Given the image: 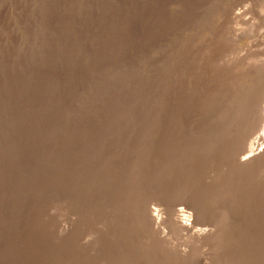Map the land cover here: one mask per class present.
I'll return each instance as SVG.
<instances>
[{"label": "rangeland", "instance_id": "rangeland-1", "mask_svg": "<svg viewBox=\"0 0 264 264\" xmlns=\"http://www.w3.org/2000/svg\"><path fill=\"white\" fill-rule=\"evenodd\" d=\"M191 3L202 8L187 19L181 44L195 56L192 84L213 102H226L240 70L264 62V0H0V264H78L81 258L90 264L92 252L96 264H221L223 257L264 264V167L253 165L264 150L249 151L254 161L247 166L235 153L215 162L203 154L195 164L180 161L171 189H164L157 78L165 59L178 63V15ZM184 60L183 69H191ZM151 74L154 107L146 110ZM40 153L45 167L25 174ZM195 167L209 168L207 182L220 195L217 210L203 211L197 224L192 189L207 179ZM76 176L94 188L92 196L89 188L78 199L69 189L54 193L57 182L73 184ZM175 195L183 219L193 224L188 232L166 220ZM125 198L129 210L135 207L126 218L135 226L128 229L118 218ZM94 202L93 215L83 225L74 222ZM145 206L158 214V225L141 222ZM215 227L223 250L208 255L191 234ZM96 230L88 254L79 242ZM11 241L24 251L10 252Z\"/></svg>", "mask_w": 264, "mask_h": 264}, {"label": "bare ground", "instance_id": "bare-ground-1", "mask_svg": "<svg viewBox=\"0 0 264 264\" xmlns=\"http://www.w3.org/2000/svg\"><path fill=\"white\" fill-rule=\"evenodd\" d=\"M198 5L199 4H196V3L188 4L185 7H183L182 10L179 12L178 22H177V28L179 32L178 34L180 38V51L178 48V56H177L178 63L172 65V63H170L171 59L167 58L163 61L160 73L158 72L160 75L159 80L157 78V81L159 82L158 84V90H159L158 93L160 95L159 111L161 114V132H162L161 133V147H162L161 167H162V180H163L164 189L166 192H168L171 189V185H173L174 176H172L171 173L172 171L175 173L176 171L175 168L180 163V161H188L189 164H192V163L195 164L196 162H198V155L200 156L203 154L204 158H206L207 160L210 158L212 159V162H213L214 160L220 159L223 156L229 157L231 153H235L234 158L235 157L238 158V156L239 158L241 157L240 159H238L239 163L242 166H247L248 163L251 160H253V158L251 159L252 155L247 154L249 151L251 153L253 152V150H255L254 152H256V154H260V152L264 150V62H258L259 60L251 61L243 69L240 70V72L238 73V75L235 77L233 81L235 87L232 88L231 92L230 93L228 92L227 94L228 96H227L226 102H223L225 101L224 97H222L223 100L220 102H217V103L213 102V100L210 97L211 95H208L206 90H203L204 89L203 86L198 87L192 84V78H196L195 71L193 69L194 68L193 64L195 63L194 61H196L195 56L192 55L189 50L185 51L184 47L181 46V44H183L184 42V33L186 32L187 19L192 17L193 14H196L197 12H199L196 10H199V8L202 9ZM196 27H197V23L196 21H193L191 27H189V30H188V37H189V40H191V44L194 41V33L196 30ZM185 56L188 60L187 63L191 64L190 65L191 69L189 70L187 68H186L187 70L183 69V61H185L184 60ZM187 63H186V66L188 65ZM155 76L156 75L151 74L150 79L148 80L149 84L145 88V91H143L144 98L146 99L145 101L146 110H153V107H154V104H153L154 102L152 101L150 97L152 93L156 91L155 80H154ZM127 82L128 81L124 83H127ZM128 97L129 96L127 94L125 97L126 101L128 100L127 99ZM127 104H128V101H127ZM126 107L123 110H125ZM216 109H219V111H217ZM92 110L93 112H95L96 109H94L93 107ZM69 116L70 115L67 113L65 119L67 118L70 119ZM253 145H255L254 149L252 147ZM42 155L40 153L41 157H37L38 156L37 155L34 161H30L29 164L25 166V169H24L25 174L33 173L34 171L37 170V168H39L42 165L45 167L46 163ZM82 157H84L83 154H82ZM256 157H257V159L255 160L256 162L253 165L255 167L256 165L258 167H264V154L258 155ZM84 160L85 159H83V162ZM196 167L194 170L196 172L197 171L201 172V174H199L201 178L202 176L206 175L207 173L206 169L208 167L207 168L205 167L196 168ZM40 170L42 169L40 168ZM202 171L204 172L206 171L205 175ZM85 173L87 177L89 178L92 177L93 179L95 178L96 180V176L90 170L88 169L85 170ZM77 177L79 176L74 177L76 178V180L73 181V184L71 182H69L71 184H68L65 181L57 182L56 186L54 187V189L56 190L54 193H56L57 191L60 192L63 189L65 190L69 189L72 192V194L75 195L77 199L81 198V196H84L82 194H84L85 191L88 190L89 184L88 186L85 187L86 182L82 180L83 178H80L77 180ZM206 179L207 180L205 181L196 182V185H194L192 189L193 192L191 194V198L193 200V203L191 202L190 203L194 205L193 207V210H194L193 217L194 218L192 219L193 224H197L202 219L203 211L212 212V210H217V207H219L218 205L219 199H220L219 192L215 191L212 193V190L210 189V186L207 182L209 181V179L207 178V175H206ZM111 180L115 181L116 179L115 177H112ZM91 184L93 186L96 185V184H93L92 182ZM93 189L94 188H89L87 193H90V195L94 194ZM207 196L208 197L211 196V197L209 201L204 205V203L202 204L200 200L204 201L205 197ZM128 201L129 199L125 198V200L121 204L123 205L122 207L125 209L118 210L120 213V215H118V218L119 219L122 218L124 220L123 226H121V227H124V229L125 228L128 229L133 225L131 221L129 222V219L132 218L133 215H135L134 214L135 212L133 209L135 207L129 210L128 206L126 205V202L128 203ZM179 203H181V201L179 200L177 195H175L173 200L170 201V203H168L169 204L168 209H167L168 216L166 220L171 229L173 230L177 229V230H180L181 232L182 231L188 232L189 230L192 229L190 228L191 223H187V221L183 219L184 218L182 214L183 208L179 207L180 205ZM93 204L95 205V207L92 205V207L84 211L82 209L78 211L76 210L77 214L76 213L75 214L77 217L74 218L75 219L74 222L76 221L77 223L78 221H80L81 224L83 225L84 219H88L86 216H88V214L93 215V211L95 210V208L97 210V206H96L97 203L94 202ZM145 207L147 208V210L142 214L140 213L141 218H142L141 222L144 225L146 223H151L152 225L155 226V224H157V221L159 220L158 214L157 215L156 213L154 214L147 206ZM141 212L143 211L141 210ZM88 217L90 218V216ZM127 217L129 218L128 220H126ZM48 218L49 217H47V219ZM115 222L117 221H114V223ZM118 223L121 225L122 222L120 223L118 221ZM217 227L211 230L205 231L206 230L205 229L204 231L201 230V232H195L194 234H191L192 237L194 238V240H191V241L196 246L197 245L206 246L209 249V251H207L209 252L207 253L208 255H211L212 253H216L217 248H219L220 251L221 249L223 250V248L219 246V244L221 243V234H220L219 229H217ZM39 233L40 232L38 231L37 234ZM60 237H63V235L60 234L59 239ZM96 239H97V230L94 234L93 232L90 235L85 234V237L79 242L80 244L79 246L83 247L84 249L77 248L78 253L79 252L81 253L80 250L83 249L84 252L89 251L88 254H91L90 250H87V249H90V247H94V244L97 241ZM162 239H165V238H162ZM12 244L13 243L11 241L10 242V252L18 255L24 251L23 247L13 248L11 246ZM210 248L212 249V251H210ZM74 251L76 250L74 249ZM69 252H70L69 248H67L62 253H59L60 258L67 257V254ZM92 254L89 255V257L90 259L94 260L95 256ZM186 254L187 253H184L183 255L186 257ZM93 260H91L92 262L90 264H96L97 259H95L94 261ZM223 260L224 261H221V264H243L241 260L237 261L235 260V258L234 259L231 258L230 260H225V258L223 257ZM83 263L85 264L86 261L81 258L78 264H83Z\"/></svg>", "mask_w": 264, "mask_h": 264}, {"label": "clouds", "instance_id": "clouds-1", "mask_svg": "<svg viewBox=\"0 0 264 264\" xmlns=\"http://www.w3.org/2000/svg\"><path fill=\"white\" fill-rule=\"evenodd\" d=\"M199 231V230H198ZM205 231H207V230H205Z\"/></svg>", "mask_w": 264, "mask_h": 264}]
</instances>
